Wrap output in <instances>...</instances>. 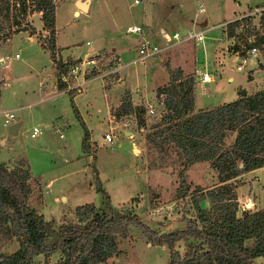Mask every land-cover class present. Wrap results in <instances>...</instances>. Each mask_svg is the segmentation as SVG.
Segmentation results:
<instances>
[{"label":"rangeland","instance_id":"rangeland-1","mask_svg":"<svg viewBox=\"0 0 264 264\" xmlns=\"http://www.w3.org/2000/svg\"><path fill=\"white\" fill-rule=\"evenodd\" d=\"M52 1L57 15L56 42L61 45L59 47L61 53L73 57L81 56L85 51L91 52L100 48L117 49L121 46L135 45L137 42L135 35L125 32L128 24H141L148 35L154 33L153 30L156 28L166 31L175 30L180 34L191 28H205L202 42L192 40L179 42L161 52L164 58L160 59L166 68L168 66L172 69L179 66L173 64L174 66L171 67L169 61L176 64H182V60L185 61L184 69H181L185 73L182 75H190L193 78V90L195 77L190 66L192 65V57L189 55L191 49L193 48L194 55L198 59L195 66L200 72L204 69L205 61V71L212 72L213 82L208 81L196 89L197 103L202 105L219 101L221 96L227 95L230 87H234L246 78L250 69L249 60L241 70L235 69V56L225 54L227 39L223 33L224 29L222 31L221 23L233 14L246 10L249 12L254 7L264 5V0H137L136 2L91 0L86 11H80L75 15L73 14L74 0ZM199 4L203 6L204 11L196 13V7ZM17 7L18 4L12 7V13L16 14L21 25H24L28 35L34 34V38L29 40L26 33L17 31L4 41L3 48L0 49L1 54L18 53V57L11 58L9 64L0 65V110H13L15 115L13 122L20 121L16 132L9 133L10 124H2L0 112V162H7L8 167L20 166L28 169L31 185V192L26 198L28 205L47 219L53 218L56 222L73 220V208L77 204L93 202L98 205L100 203V195L94 189L92 172V166H94L102 186L109 193L111 202L116 207L135 213L143 223L157 233L183 229L186 226L185 218H194L189 195L194 193L196 187L207 189L206 186L210 184V181L217 180V170L208 160L193 162L183 173L190 194L175 197L174 190L178 185V170L182 162L180 155L169 142H163L158 146L157 141L162 139L161 136L154 142L145 140L144 134L151 131L153 125L162 126V124H159V115H144L143 99L150 101L156 113H166L161 103V96L154 97L155 87L166 79L168 74L166 68L164 66L160 68L159 62L151 61V57L144 61V66L142 63H130L122 68V74H127L125 76L127 85L133 89L138 86L143 96L139 94L132 98L129 90L124 91L129 95L134 109L139 105L143 106V113L140 116L144 124L141 127L136 123L132 129L133 139L139 143L135 144L141 146V154L139 155L138 148H135L137 145L130 149L128 139L131 138L123 135L119 126L114 128V121L118 118L115 116L116 108L110 109L111 116L106 115L105 121L103 120L98 127L94 126L92 120L87 119L91 139L89 152L83 153L80 146L82 126L72 111L71 94L63 92L57 97L38 101L41 95H45L37 90L38 78L46 72L52 74V68L46 60L41 65V72H37L40 64L33 63L32 60L34 55L42 53V47L37 42L41 34L35 27L39 24L40 16L38 18L36 12L21 15ZM263 11L255 10L249 15L255 31L253 39L256 43L259 42L257 47L260 54L255 58L257 63L260 61L262 64L260 69L263 68L255 72L259 85H264L262 81L264 22L261 16L264 14ZM203 19L206 20L205 25H201ZM2 25L0 38L11 34L10 29L14 27L13 24L10 25V20L3 21ZM43 35L47 36L45 30ZM86 40L88 44L85 43ZM178 50H186L189 56L186 58L178 56ZM130 53L132 55L128 59L120 56L122 63H126V60L135 56L134 50ZM160 55L156 57L159 58ZM112 56L113 53L108 50L96 52L93 57L102 59L104 63L94 74L103 73L107 69V60ZM174 56L177 60L172 61L171 57ZM106 71L104 75L100 74L104 87L119 78V70L110 73ZM221 71L225 73V76H221ZM5 72L10 75L7 85L2 80ZM227 75H232L233 79L225 80ZM85 83L81 88L86 96L77 95L78 103L84 108L83 101H87L101 116L104 106L99 80L88 81L86 85ZM226 83H228L227 87ZM135 117L137 119L136 115ZM32 126L41 129V132L34 137L29 134ZM108 127H112L116 132L113 141H105L102 137L103 131ZM59 132L62 133V137L58 136ZM232 137L231 134L227 135L224 138L225 143L229 144ZM133 153L139 156L135 157ZM93 155L95 159H92ZM48 180L52 181L47 185L48 187H45ZM234 182H240V178H235ZM127 196L129 198L125 201ZM246 201L242 198L239 204L237 202L239 210L250 208L251 204L246 205ZM201 204L207 206L209 202L202 200ZM116 243L118 253L102 264H168L169 262L170 248L167 243H155L153 238L148 239L133 225L128 226L125 237H116ZM16 246V238L6 234L4 229L0 228V252L9 253ZM185 246L186 241L177 239L173 242L172 249L182 253ZM58 257L57 252L47 257L37 254L28 264H49ZM258 259L263 261L258 264H264V254Z\"/></svg>","mask_w":264,"mask_h":264},{"label":"trees","instance_id":"trees-1","mask_svg":"<svg viewBox=\"0 0 264 264\" xmlns=\"http://www.w3.org/2000/svg\"><path fill=\"white\" fill-rule=\"evenodd\" d=\"M16 4L21 15L39 12L47 36H39L38 41L55 68L56 87L63 88L65 84L60 74L73 62L62 60L56 53L55 4L52 0H0V31L3 21L7 20L14 25L10 32L26 30L12 13ZM239 23L244 26L236 33ZM223 29L227 37L234 35L236 38L255 32L247 15L226 21ZM244 43L245 47L259 44L254 39ZM167 73V82L155 90L166 111L159 113L162 126L153 125L144 138L154 142L161 136L157 145L169 142L180 155L182 162L175 197L190 194L183 174L190 164L208 160L216 168L219 184L204 190L196 187L189 195L194 218H185L183 229L155 232L135 213L111 202L97 169L92 166L94 189L100 195V203L77 204L73 208V220L56 222L53 218H45L26 202L31 192L28 169L8 167L0 162V228L17 241V247L11 252H0V264H28L37 254L47 257L56 252L59 257L49 264H102L118 253L116 237H125L129 225L137 227L148 239L153 238L155 243L166 242L170 248L168 264H255L253 259L264 254V206L239 210L233 184L226 181L239 172L264 165V87L251 91L237 87L232 100L195 109L193 78L182 75L179 67L167 66ZM70 102L82 126L81 150L87 153L89 132L71 99ZM131 111L135 112L137 124L142 127L143 106L134 109L126 92L120 98L115 116ZM230 134H233L232 141L226 144L224 138ZM202 200H207L209 205H202ZM177 239L186 241L182 253L172 249Z\"/></svg>","mask_w":264,"mask_h":264},{"label":"crops","instance_id":"crops-1","mask_svg":"<svg viewBox=\"0 0 264 264\" xmlns=\"http://www.w3.org/2000/svg\"><path fill=\"white\" fill-rule=\"evenodd\" d=\"M90 3H91V0H89V2H88L87 9L89 8ZM55 10H56V8L54 9V44H55V47H56L57 56H59L60 58L66 59V57L69 56L68 59H71V61L73 63H79V62H84L87 59H91L95 55L96 52L101 53V52H103L105 50L110 51L111 53H113V55L118 54L121 57L125 56L127 59H128V57H130L132 55L130 53V51H133L134 50V55H136V48H135L136 47V44L135 45L131 44V46H129V47L121 46V47H118L117 49H115L114 47H112L111 49L110 48H106V49L100 48V49H97V50H93L91 52L85 51V52L82 53L81 56H75V57L70 56V55H64L59 50V47L61 45H59L56 42V39H57V29H56L57 15L55 13ZM75 10H76V12H75ZM202 11H204V8H203ZM246 11L239 12L237 14H233L232 16L228 17L226 19V21H229V20H231L233 18H236L237 16L245 13ZM79 13H80V10H78L76 8L73 9V14L76 15V14H79ZM198 13H200V12H198ZM36 15L39 18V16H40L39 12H36ZM226 21H224L223 23H221L222 31H223V27L222 26L225 24ZM35 27H36L37 30H39L41 36H43L44 29L42 28V23H41L40 18H39V24L37 26L35 25ZM160 30H162V28H156V29H154L153 30L154 33H152L149 36H151L154 40L157 41L159 37L157 36L156 32L157 31H160ZM19 31L24 32V33L27 34L26 30H19ZM14 33L15 32H11V34H8L7 36L4 37L5 39L4 38H0V49L3 48L4 41L7 40L10 36H12ZM223 33L225 34L224 31H223ZM225 36H226V34H225ZM27 37H28L29 40H33L34 34L33 35L32 34L31 35H28L27 34ZM226 39H227V43H226L225 48H224L225 49V54L226 55H229V56L232 55L234 57L235 55L233 54V51H232L233 48L230 46V44H229L230 41L228 40V37L227 36H226ZM37 42L39 44V41H37ZM85 43L88 44V41L86 40ZM227 45H228V47H227ZM41 50H42V53L41 54L34 55L33 58H32L33 63L40 64L39 65V68H37V72H41V70H42L41 65H42L43 62H45L47 60L51 64L52 74L50 72H46L45 74H41L39 76L38 82H37V90L41 94L44 93L45 95L44 96L41 95L40 98L38 99V101H41V100L44 101V100H46L48 98L57 97V96L63 94V92H68L67 90H64V88H57L56 87V85H55V83H56L55 68H54V66L52 64L51 59L48 56V52L46 50L42 49V48H41ZM193 51L194 50L192 48L191 51H190V54H189L188 52H186V50H183V51L182 50L181 51L178 50V53H179L178 56H181L182 58H186V57H188L190 55L192 57V65H190V66H191V69L194 71V77H195L194 101H193V106H194L195 109L196 108H209V107H212V106H214L216 104H219V103H221L223 101L232 100L236 96L235 89L237 87H243L246 91H251V90L258 89L260 87H264V85H259L258 84V81H256L257 80L256 79V75H255L256 74L255 73L256 71H260V70L263 69V68L260 69V67H261L262 64L260 63V61H259V63H257V59L256 58L254 60L253 57H250V58H248L246 60V62L249 60L250 69L247 72L246 78L244 80L242 79L241 82H239L238 84H235L234 87H232V88L230 87V91L227 92V95L224 94V96H221L222 98L219 101L210 103L209 105L198 104L197 103V91H196V89H197V87L198 88L202 87L203 84L204 83H207L208 81H202V80H200L199 75H198V73L200 71L195 66V64H196V62H197L198 59H196V55H194V52ZM160 54H158V55L161 56L159 58H157L156 56L151 57V61L157 60V62H159L160 68H162V66L165 67V65L161 62L160 59L161 58H164L163 57L164 55L162 53H160ZM0 55H1V53H0ZM133 57H131V58H133ZM14 58H17V57H14ZM172 58H173L172 61L177 60V59H174L175 56L174 57H171V59ZM9 61H10V59L9 60H6L4 62H0V65L2 64L3 66H6L7 64H9ZM168 61H169V59H168ZM125 62H127V60ZM184 62L185 61L182 60V64L181 63L180 64L179 63L176 64V63H173V62L169 61V64H170L171 67L174 66V65H176V66L178 65L180 69H184V67H183L185 65ZM203 63H204L203 64V67H204L203 70H205V61ZM142 64L144 66L145 63H142ZM126 65L127 64L123 65L119 69V71H118V73H119L118 80L115 81V82H113V83H111L107 87H104V82L102 81V77H101L100 73H95L94 74V72H96L97 70L92 69L91 72L87 74V75H89V77L87 76L86 83L88 81H92V80H97V79L99 80V86L101 87V89H100L101 90V97H102L103 106H104V112H102L101 116L98 115L97 109H94L93 107H91L88 104L87 101H83V104L82 105H83L84 108H82V106L78 103L77 95H81L82 97L86 96V94H84L85 92L82 91V88L80 90H78V91L77 90L76 91L70 90L71 91V100L73 101V103H74V105L76 107V110L78 111V114L80 115L81 119L83 120V123L85 124L86 128L88 129V132L90 131V127L88 125L87 119L92 120L95 127L100 126L102 124L103 120L105 121L106 115L108 117L111 116L110 109L111 108L112 109L113 108H116L119 105L121 95H123L125 93L124 91H128L129 90V93L131 94L132 98H133L134 95L141 94V96H142L141 90L138 89V86L135 89H133L129 85H127V82L128 81H127V79H125V76L127 74H125V72H124L125 75L122 74L123 73L122 68L124 66H126ZM166 72H167V68H166ZM183 73H185V72L182 71V74ZM221 76H225V73L223 71H221ZM3 77L4 78H2V80L4 81V84L7 85L8 83H6V82H7V79L10 77V75L5 72V75ZM232 79H233V76L232 75H227L225 80L231 81ZM167 80H168V74L166 76L165 81H163L161 84L157 85L155 87V90H156V88L158 86H161V85L165 84L167 82ZM262 81H264V77H263ZM210 82H213V80L210 81ZM86 83H85V85H86ZM227 84L228 83H226V87H227ZM155 90H154V97H155ZM216 94H218V92ZM144 103L151 104L150 101H145L143 99V104ZM104 117H105V119H104ZM65 119H66V122L68 123V117L67 116H66ZM18 122H20V121H18ZM90 135L91 134H89V140L91 139L90 138ZM133 135H134V133H133V130H132V135L131 136H128V138H131V139H128L129 142H130V146H131L130 149H132L133 147H135L137 145L135 148H138V151L137 152H140V153H138L140 155L141 154V148H140L141 146L138 145L139 144L138 142L134 141ZM58 136L59 137H62L63 135H62L61 132H59L58 133ZM231 136H233V134H231ZM1 141H3V139H1ZM135 143H138V144H135ZM90 145H92L91 142H90ZM133 155H135V157L136 156H139V155H136L135 153H133ZM2 162L7 163L5 161H2ZM138 174H139V172H138ZM237 176L240 178V182L235 183L234 182V179L235 178H238ZM51 181L52 180H48V182L45 183V185H46L45 187H48L47 185H49ZM226 181L232 182V184H233L232 185L233 186V190H234V193H235V195L237 197L236 199H237L238 204L241 201V199L244 198L245 200H247L245 202L246 205L247 204H251L249 209H256V208H259V207H263L264 206V165L259 166V167H256V168H253V169H250V170H246V171L239 172L237 175L229 178ZM38 182H40L39 179H38ZM217 184H219L218 179L217 180H212V181H210V184L208 186H206V188L215 186ZM128 198H129V196H127V198L125 199V201H127ZM258 258H259V256L255 257L253 259V263L258 264L259 262H263V261H260Z\"/></svg>","mask_w":264,"mask_h":264},{"label":"built area","instance_id":"built-area-1","mask_svg":"<svg viewBox=\"0 0 264 264\" xmlns=\"http://www.w3.org/2000/svg\"><path fill=\"white\" fill-rule=\"evenodd\" d=\"M136 2L137 0H133ZM203 10L202 5H198L196 7V13L201 12ZM255 10H264V5L254 7L251 11L243 13L236 18H240L241 16H249L251 12ZM264 12V11H263ZM243 23H239L238 26L235 27L236 33L242 31ZM204 31L205 28H191L185 30L183 34H180L177 31H165L160 30L157 31L156 34L159 37L158 40H154L151 36H149L145 30V28L141 24H128L125 27V32L128 34H133L137 38L136 42V55L129 59L126 63L121 62V58L118 54L113 55L110 59L107 60V70L106 73H110L116 70H119L123 65L129 63H144V61L148 57H153L161 52L165 51L166 49L170 48L171 46L181 43L186 40H192L196 42H202L204 38ZM46 32V31H45ZM1 33V32H0ZM47 33V32H46ZM44 36V35H43ZM252 37V38H251ZM245 39V40H244ZM228 40L230 41V46L233 48V45H236L235 48L232 49L233 54L235 55V69L241 70L243 68L244 63L250 57L255 58L258 54H260L259 48L256 45H251L249 47H245L246 42L253 41V35H247L244 37L236 38L234 35L229 36ZM244 40V41H243ZM243 52V54H241ZM264 54V53H263ZM18 57V53L14 52L11 53H3L0 55V62H4L11 58ZM102 59H96L92 57L91 59H87L84 62L79 63H72L65 72L60 74V80L64 82V88L66 90L71 89H80L83 83L86 82L87 74L91 72L92 69L98 70L101 65ZM105 70L101 75L105 74ZM199 78L202 81H212L213 77L210 72H206L205 70L199 72ZM144 111L145 116L151 115H159L156 113L153 106L149 103H144ZM2 114V124H11L13 123V119L15 117L13 110L11 109H2L0 110ZM118 117V118H117ZM116 121H114V128L119 126L120 132L123 135H132V129L134 128L135 124L137 123L135 112L131 111L125 114H120L116 116ZM41 132L37 126H32L30 130V136L33 137ZM105 141H113V138L116 137V132L113 131L112 127H108L103 132L102 135Z\"/></svg>","mask_w":264,"mask_h":264},{"label":"water","instance_id":"water-1","mask_svg":"<svg viewBox=\"0 0 264 264\" xmlns=\"http://www.w3.org/2000/svg\"><path fill=\"white\" fill-rule=\"evenodd\" d=\"M88 2L89 0H74V6L76 9L80 10V11H86L87 10V6H88ZM76 12V10H75ZM206 24V20L203 19V21L201 22V25H205ZM69 56L66 57V59H68ZM19 125V122H13L10 124V126L8 127V132L9 133H15L16 132V128ZM239 166H241V163H239Z\"/></svg>","mask_w":264,"mask_h":264}]
</instances>
